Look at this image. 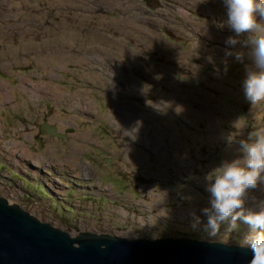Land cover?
I'll list each match as a JSON object with an SVG mask.
<instances>
[{"label": "rangeland", "instance_id": "obj_1", "mask_svg": "<svg viewBox=\"0 0 264 264\" xmlns=\"http://www.w3.org/2000/svg\"><path fill=\"white\" fill-rule=\"evenodd\" d=\"M226 20L224 0H0V196L71 235L241 243L247 224L209 237L201 211L205 177L264 129V103L252 107L242 89L254 67L246 34L226 45ZM45 85L57 93L33 88ZM261 201L264 183L244 207Z\"/></svg>", "mask_w": 264, "mask_h": 264}, {"label": "water", "instance_id": "obj_2", "mask_svg": "<svg viewBox=\"0 0 264 264\" xmlns=\"http://www.w3.org/2000/svg\"><path fill=\"white\" fill-rule=\"evenodd\" d=\"M42 132L61 136L49 123ZM233 241L159 233L132 238L91 231L71 235L0 196V264H249L251 251Z\"/></svg>", "mask_w": 264, "mask_h": 264}, {"label": "clouds", "instance_id": "obj_3", "mask_svg": "<svg viewBox=\"0 0 264 264\" xmlns=\"http://www.w3.org/2000/svg\"><path fill=\"white\" fill-rule=\"evenodd\" d=\"M224 4L227 8L226 24L235 33V37L227 38L226 45L235 47L241 43L236 37L245 34L247 37L243 45L249 48L248 55L254 67L246 68L242 89L245 100L255 107L264 103V0H224ZM217 26L222 28L224 24ZM234 55L237 61L243 62L242 53ZM145 86L141 91L147 96L150 88L146 93ZM149 101L156 105H172V102L163 99L157 102L146 99L148 106H151ZM183 111L182 105H175L176 115ZM240 126L241 117L233 123L234 128ZM239 145L241 155L238 158L224 161L205 177L210 207L201 211L207 217L209 237H216L221 225H225L226 233H231L238 227L237 221L247 224L250 231L244 235L241 247L252 253L249 264H264V201L258 203V210L244 207L248 192L256 189L259 183H264V129L250 133ZM193 216L195 227L200 221L194 213Z\"/></svg>", "mask_w": 264, "mask_h": 264}, {"label": "bare ground", "instance_id": "obj_4", "mask_svg": "<svg viewBox=\"0 0 264 264\" xmlns=\"http://www.w3.org/2000/svg\"><path fill=\"white\" fill-rule=\"evenodd\" d=\"M198 38V37H197ZM96 39V38H95ZM37 59V58H36ZM40 59V58H39ZM41 60V59H40ZM39 61V60H38ZM38 63V62H37ZM41 64V63H40ZM0 83L2 84L3 82L0 80ZM135 85V84H134ZM33 88H35V89H37L38 91H39V93H37V94H42V93H44L43 91H45V92H48L50 89H53L54 90V93H57V91H58V89H57V86H55V88H52V87H50V86H48V85H45L43 88H42V91H41V88H39L38 86H33ZM35 89H34V91H35ZM56 89H57V91H56ZM134 90V89H133ZM62 92V91H61ZM1 93V92H0ZM54 93H51L52 95L54 94ZM2 94V93H1ZM11 95V94H10ZM9 95V96H10ZM8 96V95H7ZM3 97V96H2ZM32 97V96H31ZM34 97H36V96H34ZM40 97H42V96H40ZM54 98H55V96H53ZM8 98V97H7ZM10 98V97H9ZM12 98V97H11ZM6 102V101H5ZM37 102H39V100L37 101ZM167 112H169V110H167ZM171 113H174V112H171ZM170 112L168 113V114H171ZM185 117L187 116V115H184ZM186 119V118H185ZM186 121V120H185ZM188 121V120H187ZM162 122H163V120L162 119H160V120H158V122H157V124L158 125H162ZM50 124V123H49ZM165 124V123H164ZM166 125V124H165ZM187 127V126H186ZM41 132H42V127H41ZM43 133V132H42ZM172 133H174V131H172ZM43 134H45V133H43ZM78 134V133H77ZM85 135V134H84ZM175 135V134H174ZM50 136V135H49ZM83 136V135H82ZM55 137H61V136H55ZM33 138V137H32ZM79 138V137H78ZM81 138V137H80ZM175 138V137H174ZM76 141V140H75ZM9 142V141H8ZM12 142V141H11ZM10 143V142H9ZM21 144V143H20ZM5 145V144H4ZM7 145V144H6ZM3 146V145H2ZM19 151V150H18ZM28 152V148L27 147H23L22 148V151L20 152L21 153V155L22 156H24L26 153ZM20 153H19V155H20ZM29 153H27V155H28ZM229 154V153H228ZM41 156V155H40ZM236 156V155H235ZM235 156H234V158H235ZM19 157V156H18ZM25 157V156H24ZM23 157V158H24ZM27 157V156H26ZM37 157V156H36ZM39 158V157H38ZM231 158V157H230ZM233 158V157H232ZM20 159V158H19ZM22 159V158H21ZM43 159V158H42ZM35 160V159H34ZM38 160V159H37ZM44 160V159H43ZM232 160V159H231ZM36 164H37V161H36ZM39 165H40V163H39ZM48 165V164H47ZM28 166H29V164H28ZM27 166V167H28ZM37 167L36 168H38L39 166L38 165H36ZM42 166V165H41ZM43 169V168H42ZM35 173H37V172H35ZM34 193V192H33ZM23 197H26L25 195L23 196ZM9 198H10V200H12L13 199V196H12V194H11V192H10V194H9ZM154 202V201H153ZM156 203V202H155ZM153 204V203H152ZM158 206V205H157ZM181 212H187L186 210H183V211H181ZM174 215V214H173ZM123 218V217H122ZM124 220V219H123ZM177 221V220H176ZM173 222V221H172ZM170 228L172 229V230H174V228H176V227H178V226H185V227H188V225H185V224H180V225H178V224H175V223H170ZM162 227V226H161ZM161 229H163V228H161ZM160 229V230H161ZM171 230V231H172ZM235 231H236V229H235ZM169 234H171L170 233V231H168V232H164L162 235H165V236H167V235H169Z\"/></svg>", "mask_w": 264, "mask_h": 264}, {"label": "flooded vegetation", "instance_id": "obj_5", "mask_svg": "<svg viewBox=\"0 0 264 264\" xmlns=\"http://www.w3.org/2000/svg\"><path fill=\"white\" fill-rule=\"evenodd\" d=\"M185 209H186V211L188 212L187 208H185ZM181 211H183V210H181Z\"/></svg>", "mask_w": 264, "mask_h": 264}]
</instances>
